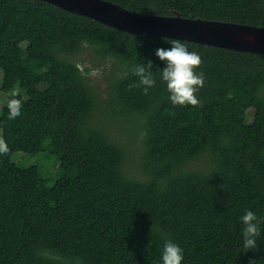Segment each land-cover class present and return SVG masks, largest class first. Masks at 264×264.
I'll return each mask as SVG.
<instances>
[{
	"label": "trees",
	"instance_id": "16d2710c",
	"mask_svg": "<svg viewBox=\"0 0 264 264\" xmlns=\"http://www.w3.org/2000/svg\"><path fill=\"white\" fill-rule=\"evenodd\" d=\"M106 1L264 27V0ZM164 38L40 0H0V130L11 149L0 155V264H162L167 240L183 249L182 264H264V54L183 41L200 55L205 82L200 103L180 107L159 74L166 64L155 50L171 47ZM92 49L117 60L112 112L147 133L142 178L124 171L125 150L93 124L90 69L76 60ZM148 60L157 84L144 95L131 69ZM13 89L23 107L8 120ZM45 146L61 170L51 186L38 166L13 161ZM206 157V168L189 167ZM248 210L261 223L257 248L246 252Z\"/></svg>",
	"mask_w": 264,
	"mask_h": 264
},
{
	"label": "water",
	"instance_id": "95a60500",
	"mask_svg": "<svg viewBox=\"0 0 264 264\" xmlns=\"http://www.w3.org/2000/svg\"><path fill=\"white\" fill-rule=\"evenodd\" d=\"M134 35H155L233 51L264 54V27L133 12L106 0H40Z\"/></svg>",
	"mask_w": 264,
	"mask_h": 264
},
{
	"label": "clouds",
	"instance_id": "9594fccd",
	"mask_svg": "<svg viewBox=\"0 0 264 264\" xmlns=\"http://www.w3.org/2000/svg\"><path fill=\"white\" fill-rule=\"evenodd\" d=\"M164 40L171 47L158 48L155 50V55L166 64L163 70H158L161 80L166 84L169 100L174 106H197L200 101L196 93L204 87L205 82L203 72L197 73L196 71L201 66L202 59L196 51H190L185 42L168 37H165ZM152 68L153 63L148 60L146 64H137L131 69L133 75L138 77L135 87H142L144 95H148L149 90L155 88L157 84ZM18 95L14 89L9 93L8 120H15L21 115L23 105L17 98ZM146 135L147 133L142 131L140 138L143 139ZM10 151L7 142L0 138V155H7ZM240 220L243 247L246 252L255 250L257 238L260 236L261 220L251 210L246 211ZM183 258V249L171 240H167L162 250V264H182ZM250 264H257V262L253 260L250 261Z\"/></svg>",
	"mask_w": 264,
	"mask_h": 264
},
{
	"label": "rangeland",
	"instance_id": "374dc122",
	"mask_svg": "<svg viewBox=\"0 0 264 264\" xmlns=\"http://www.w3.org/2000/svg\"><path fill=\"white\" fill-rule=\"evenodd\" d=\"M78 59H81L80 68L88 67L90 69L88 77L96 93V105L92 114L93 124L103 128L111 140L121 145L125 150L124 171L128 175L142 178L141 160L143 147L138 124L134 121L132 115L118 116V114H114L109 103V97H111L110 88L117 60L115 58L102 60L93 49L82 51L81 54L76 56V60ZM6 96V93H2L0 96V111ZM250 114L255 115L256 118L261 117V114L253 111H250ZM0 138H2L1 130ZM206 159L207 157L198 159L191 163L189 167L192 169H204L207 167L205 164ZM13 161L19 163V166H38L50 186L61 176L58 158L47 146L34 155L16 152L14 153Z\"/></svg>",
	"mask_w": 264,
	"mask_h": 264
}]
</instances>
